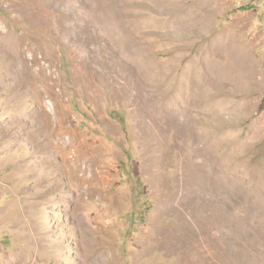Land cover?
Wrapping results in <instances>:
<instances>
[{
    "label": "rangeland",
    "instance_id": "obj_1",
    "mask_svg": "<svg viewBox=\"0 0 264 264\" xmlns=\"http://www.w3.org/2000/svg\"><path fill=\"white\" fill-rule=\"evenodd\" d=\"M0 264H264V0H0Z\"/></svg>",
    "mask_w": 264,
    "mask_h": 264
},
{
    "label": "built area",
    "instance_id": "obj_2",
    "mask_svg": "<svg viewBox=\"0 0 264 264\" xmlns=\"http://www.w3.org/2000/svg\"><path fill=\"white\" fill-rule=\"evenodd\" d=\"M256 0H240V7L245 8V7H250L254 4Z\"/></svg>",
    "mask_w": 264,
    "mask_h": 264
},
{
    "label": "crops",
    "instance_id": "obj_3",
    "mask_svg": "<svg viewBox=\"0 0 264 264\" xmlns=\"http://www.w3.org/2000/svg\"><path fill=\"white\" fill-rule=\"evenodd\" d=\"M257 1V0H256Z\"/></svg>",
    "mask_w": 264,
    "mask_h": 264
}]
</instances>
